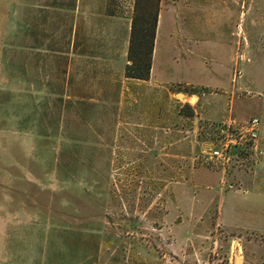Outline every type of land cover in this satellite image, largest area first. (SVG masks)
<instances>
[{
  "label": "rangeland",
  "instance_id": "rangeland-1",
  "mask_svg": "<svg viewBox=\"0 0 264 264\" xmlns=\"http://www.w3.org/2000/svg\"><path fill=\"white\" fill-rule=\"evenodd\" d=\"M170 2H159L151 69L185 103L160 104L175 130L164 136L135 125L155 99L119 109L133 0H0L2 264H44L50 207L113 213L96 264H264V198L251 200L240 164L243 127L264 112V0H178L172 17ZM110 53L121 63L104 73ZM103 73L118 87L89 85ZM220 129L239 143L223 170L208 155Z\"/></svg>",
  "mask_w": 264,
  "mask_h": 264
},
{
  "label": "crops",
  "instance_id": "crops-1",
  "mask_svg": "<svg viewBox=\"0 0 264 264\" xmlns=\"http://www.w3.org/2000/svg\"><path fill=\"white\" fill-rule=\"evenodd\" d=\"M178 0H171L169 7H168V12H169V17L172 14V6L175 5V3ZM158 20H157V27H156V32L157 28L159 27V21H160V13L158 15ZM172 17V16H171ZM127 36V35H126ZM156 38V34H155ZM155 42V41H154ZM40 49L39 52L41 55L47 54L48 49L45 47L46 45V40L40 38ZM116 44H105L103 47L105 48L104 53H108V49L111 51L114 50L116 47ZM114 45V47H112ZM118 45V44H117ZM127 46H128V39L124 41V50H123V57L126 55L127 51ZM34 49H37V46H34ZM154 50L153 48V53H152V58L154 55ZM90 48L87 49V52L79 51L77 52L76 56L77 58H81L82 60H85L87 56L90 57ZM109 54V53H108ZM101 55L100 58L103 56V60L101 61V65H104V73L110 70V66L114 62V60L119 63L120 61V54L114 55L110 53V55ZM92 56V55H91ZM152 58H151V64H152ZM78 59V60H79ZM126 63V62H125ZM125 63H122V65H125ZM106 66V67H105ZM124 67V66H123ZM80 70V69H79ZM151 74L150 78L148 80H135V79H127V81H122L121 82V91L119 92L120 94V108H135L136 105H139L140 108V103L136 101L133 102L132 104L128 102H124V100H131V99H140L143 97H148L150 99H155L153 105L156 107L152 108L149 110L147 108L148 106L145 107L146 112H142V108L139 109L138 111H141V116L145 118L146 123L141 122V123H135L136 126H141L142 128H147L150 129L151 131L157 133V135H170L175 133V130H171L168 127H165L163 125L164 122H167L166 117H169L170 115V110L169 112L165 113L162 117L161 112L159 110L160 104L162 105H170L173 102H181L184 104L185 102H182L180 100L175 99V92H171L169 89V84H166L164 82H160L154 79L153 77V71L151 69ZM100 75L96 79H88L89 85L91 84L92 87L95 88H109V87H118V83H114L116 81H113V79H107L108 74ZM219 78V77H218ZM80 81V80H79ZM42 84V83H41ZM78 84V83H77ZM90 85V86H91ZM234 86V85H233ZM230 86V87H233ZM132 88L133 91H129V89ZM201 87H208V86H201ZM126 90H123L125 89ZM210 88V87H208ZM145 90V91H144ZM188 95H185V97ZM193 101H191L192 99ZM188 103H194L197 102V96H190L187 98ZM135 104V105H133ZM193 108V107H191ZM173 113V117L181 118V114H178L176 112L171 111ZM139 115V114H135ZM134 117L132 115H125L123 116L120 120L122 122V125H126L129 127H125V130H128L131 126V121ZM188 118V117H187ZM185 117V119H187ZM190 118V117H189ZM127 121V122H126ZM259 128H257L256 131V136H257V151H255L253 155V163L248 166L247 169V174L243 178L242 183L247 185V187L250 190V195H251V200H257V199H263L264 198V112L261 113V116L259 117ZM130 122V123H128ZM170 132V133H169ZM176 142V141H175ZM222 179L220 178L219 182ZM209 186H206L205 189L206 192L205 194L207 195L206 197V206L208 207L209 203L211 202L210 199L208 200L209 196ZM89 190V189H88ZM86 190L82 191V193L88 197L87 199L90 198V193H86ZM235 192V191H234ZM85 199V198H84ZM86 201V199L84 200ZM67 202V201H66ZM68 205V202L66 203ZM95 205V202H94ZM74 209L69 212L66 211L64 207L61 209H58L57 207L55 208H46V214L53 216L52 219V228L54 235H52V238L49 239V241L46 243V245L43 247L45 249L44 256L43 258H40V261L44 264H96V247H97V232H105V229L102 231L98 229V227L102 226L103 228L105 226H109L112 224L113 220L112 218L115 217L113 213L108 214L107 211L104 210L103 214V219L99 220L97 218V211L95 209H87V210H78V208L73 207ZM222 209V207H221ZM220 213V210H219ZM108 218V219H107ZM99 222V223H97ZM252 233V232H250ZM105 234V233H104ZM106 236V235H105ZM243 244V243H242ZM264 244V243H263ZM244 245V244H243ZM245 246V245H244ZM256 246L255 241L251 240L247 242L246 247H253ZM236 258V257H235ZM30 259V263L32 261V258ZM25 260V259H24ZM23 260V263H24ZM235 263V262H234ZM2 264V262H0ZM241 264V261H240Z\"/></svg>",
  "mask_w": 264,
  "mask_h": 264
},
{
  "label": "trees",
  "instance_id": "trees-1",
  "mask_svg": "<svg viewBox=\"0 0 264 264\" xmlns=\"http://www.w3.org/2000/svg\"><path fill=\"white\" fill-rule=\"evenodd\" d=\"M160 0H133L124 77L148 80ZM109 15L112 12L109 11Z\"/></svg>",
  "mask_w": 264,
  "mask_h": 264
},
{
  "label": "built area",
  "instance_id": "built-area-1",
  "mask_svg": "<svg viewBox=\"0 0 264 264\" xmlns=\"http://www.w3.org/2000/svg\"><path fill=\"white\" fill-rule=\"evenodd\" d=\"M258 125H259L258 120L256 118H252L247 123V125L243 127L245 132L248 133L249 139L252 142L250 143V146L248 148L246 149L241 148L244 152L247 153V155H244L243 157L240 158L241 159L240 164L243 163L242 160L245 161L246 159L247 168L253 163L252 154L255 151H257L256 131ZM238 144H239L238 139L235 137L234 134H232L228 129H220L214 137V144L212 148L208 152L209 158L214 159L216 163H219L221 165V169L223 170L231 159L230 154L232 155L233 151H235L234 149ZM229 187L232 186L229 185Z\"/></svg>",
  "mask_w": 264,
  "mask_h": 264
},
{
  "label": "water",
  "instance_id": "water-1",
  "mask_svg": "<svg viewBox=\"0 0 264 264\" xmlns=\"http://www.w3.org/2000/svg\"><path fill=\"white\" fill-rule=\"evenodd\" d=\"M176 95H183V94H181V93H177ZM235 264H240V261H239V259H235Z\"/></svg>",
  "mask_w": 264,
  "mask_h": 264
}]
</instances>
